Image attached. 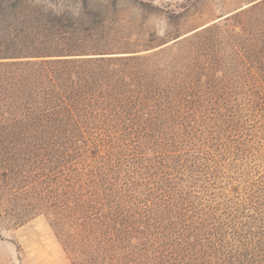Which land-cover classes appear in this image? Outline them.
<instances>
[{"label":"trees","instance_id":"obj_1","mask_svg":"<svg viewBox=\"0 0 264 264\" xmlns=\"http://www.w3.org/2000/svg\"><path fill=\"white\" fill-rule=\"evenodd\" d=\"M47 1L0 0V216L72 264H264V0L144 49Z\"/></svg>","mask_w":264,"mask_h":264},{"label":"rangeland","instance_id":"obj_2","mask_svg":"<svg viewBox=\"0 0 264 264\" xmlns=\"http://www.w3.org/2000/svg\"><path fill=\"white\" fill-rule=\"evenodd\" d=\"M259 0H58L46 7L83 16L86 24L112 33L104 38L116 48L167 45ZM152 39L149 46H142ZM173 39V40H172ZM0 264H72L47 218L36 215L16 229L0 216Z\"/></svg>","mask_w":264,"mask_h":264},{"label":"water","instance_id":"obj_3","mask_svg":"<svg viewBox=\"0 0 264 264\" xmlns=\"http://www.w3.org/2000/svg\"><path fill=\"white\" fill-rule=\"evenodd\" d=\"M175 40H177V39H175ZM174 41V40H173Z\"/></svg>","mask_w":264,"mask_h":264}]
</instances>
